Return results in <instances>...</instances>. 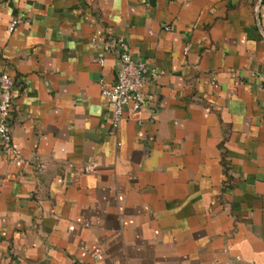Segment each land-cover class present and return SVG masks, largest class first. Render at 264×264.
Masks as SVG:
<instances>
[{
	"label": "crops",
	"instance_id": "0c3cea01",
	"mask_svg": "<svg viewBox=\"0 0 264 264\" xmlns=\"http://www.w3.org/2000/svg\"><path fill=\"white\" fill-rule=\"evenodd\" d=\"M91 20L157 71L115 131ZM3 70L0 264H264V0H0Z\"/></svg>",
	"mask_w": 264,
	"mask_h": 264
},
{
	"label": "built area",
	"instance_id": "2783aa9c",
	"mask_svg": "<svg viewBox=\"0 0 264 264\" xmlns=\"http://www.w3.org/2000/svg\"><path fill=\"white\" fill-rule=\"evenodd\" d=\"M19 19H15L9 25V31L14 32ZM96 30L91 37L92 46L97 50V60L101 66L106 64V56L110 51H114L118 56L117 77L112 86L101 84L103 95L109 100L113 108L112 129L117 130L126 110H130L135 115L149 100L145 92L148 77L157 76L155 69H149L145 62L134 58L128 41L123 38L109 40L103 28L94 23ZM190 45L185 46L184 51H188ZM15 80L6 70L0 73V149L11 160L19 164L27 165L29 160L22 150L13 142L12 125L14 120ZM264 90V79L262 81ZM94 164L88 167L92 171Z\"/></svg>",
	"mask_w": 264,
	"mask_h": 264
}]
</instances>
